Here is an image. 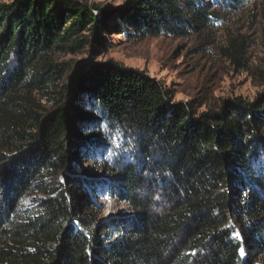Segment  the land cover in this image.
Masks as SVG:
<instances>
[{
	"label": "trees",
	"instance_id": "1",
	"mask_svg": "<svg viewBox=\"0 0 264 264\" xmlns=\"http://www.w3.org/2000/svg\"><path fill=\"white\" fill-rule=\"evenodd\" d=\"M214 15L203 0H0V264H262L264 92L197 113L94 60L104 34L187 36ZM87 45L62 84L46 55ZM100 196L129 212L102 218Z\"/></svg>",
	"mask_w": 264,
	"mask_h": 264
},
{
	"label": "rangeland",
	"instance_id": "2",
	"mask_svg": "<svg viewBox=\"0 0 264 264\" xmlns=\"http://www.w3.org/2000/svg\"><path fill=\"white\" fill-rule=\"evenodd\" d=\"M76 1L100 3L109 8L123 2ZM203 1H209L215 15L210 26L200 33L135 38L104 34L105 46L96 49L94 60H114L144 71L159 80L174 101L191 103L197 113L219 110L224 101L235 98L253 100L264 92V0ZM46 56L64 64L61 82L67 85L77 63L89 60L90 47L87 45L76 54L48 53ZM97 202L103 208L102 218L129 212L127 204L114 197L100 196ZM257 261L264 264V260Z\"/></svg>",
	"mask_w": 264,
	"mask_h": 264
}]
</instances>
